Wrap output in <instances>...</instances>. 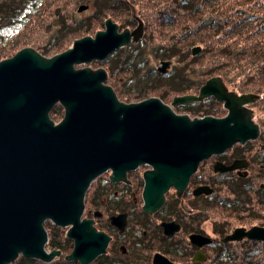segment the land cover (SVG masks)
I'll return each instance as SVG.
<instances>
[{
    "label": "flooded vegetation",
    "instance_id": "1",
    "mask_svg": "<svg viewBox=\"0 0 264 264\" xmlns=\"http://www.w3.org/2000/svg\"><path fill=\"white\" fill-rule=\"evenodd\" d=\"M35 5V0H0V24L6 19L13 25L25 18L30 20ZM115 13L119 15L112 20L118 24V31L133 30L142 19V32L136 40L131 36L126 45L118 46L105 58L93 60L94 67L105 69L104 84L116 96L95 125L101 132L96 138L104 147L100 156L104 166L89 183L77 219L62 224L44 220V247L49 258L19 253L8 264H232L236 257L234 243L242 247L251 239L223 238L236 227L259 225H246L245 218L252 214L255 221L259 216V207L255 206L258 189L264 186V148L259 139H250L196 160L189 139L190 125H176L174 117H220L227 108L212 93L199 99H176L199 95L202 85L213 75L192 76L194 65L200 63L197 61L161 58L152 67L157 75L148 76L147 89L139 90L142 87L131 77L143 63L134 67L133 47L148 45L146 37L160 31V26L151 31L146 19L134 9ZM25 46L34 47L24 44L14 48L16 51ZM85 65L89 66L85 63L76 67ZM218 79L229 89L222 78ZM118 84L121 87L115 86ZM149 98L157 99L152 106L160 124L156 139L145 141L146 148L134 164V118L126 105ZM255 99L246 105L252 108ZM259 129L258 136L260 125ZM235 160H240V164L226 167ZM216 163L222 165L216 167ZM256 179L261 180L257 185L251 184ZM214 209L234 213L237 210L240 224L232 225L226 218L213 221ZM252 241L258 248L259 240ZM243 258L242 250L239 264H244Z\"/></svg>",
    "mask_w": 264,
    "mask_h": 264
},
{
    "label": "water",
    "instance_id": "2",
    "mask_svg": "<svg viewBox=\"0 0 264 264\" xmlns=\"http://www.w3.org/2000/svg\"><path fill=\"white\" fill-rule=\"evenodd\" d=\"M141 32V24L131 31H118L107 17L104 28L74 39L62 51L44 55L25 46L0 60V264L10 263L19 253L49 258L44 220L62 224L81 213L86 189L104 166L100 159L104 147L96 138L101 132L95 125L116 96L104 84V68L76 65L105 58ZM191 51L196 53L199 47ZM209 93L224 101L225 115L174 117V124L190 125L196 160L254 139L260 130L246 105L258 95L229 90L217 76L207 79L199 95L176 100L199 99ZM154 102L157 99L149 98L126 105L134 118V164L146 148L145 141L156 139L160 121ZM56 103L63 108L58 121L50 116ZM238 164L240 160H235L226 167ZM242 237L264 241V225L236 227L223 240Z\"/></svg>",
    "mask_w": 264,
    "mask_h": 264
},
{
    "label": "trees",
    "instance_id": "3",
    "mask_svg": "<svg viewBox=\"0 0 264 264\" xmlns=\"http://www.w3.org/2000/svg\"><path fill=\"white\" fill-rule=\"evenodd\" d=\"M99 1L105 2L100 9L111 11L113 18L119 15L116 11L129 10L127 3H131L145 19L148 12L160 21V45H144L141 50L155 53L156 57L160 53V58L208 61L209 74L230 80L232 87L240 92L264 96V0ZM66 2L54 0L52 5L44 4L41 13L44 17L41 20L38 17L35 28L36 41L26 40L21 44L34 45L40 53L52 55L66 49L73 39L94 32L99 26L93 21L94 16L74 20L72 15L78 5L75 1ZM46 15L50 18L49 28L44 22ZM192 45L200 46L197 54L190 52ZM260 101V108L264 110V97ZM50 116L57 118L58 111L53 108ZM261 126L260 136L264 137V118ZM258 194L256 206L259 205L260 214L255 221L264 225V186L258 189ZM251 221L252 218L246 219V223ZM258 242L255 259L254 255H248L253 249L248 244L253 246L254 241L244 243V264H253V261L264 264V241ZM232 250L237 254L241 248L235 246Z\"/></svg>",
    "mask_w": 264,
    "mask_h": 264
},
{
    "label": "rangeland",
    "instance_id": "4",
    "mask_svg": "<svg viewBox=\"0 0 264 264\" xmlns=\"http://www.w3.org/2000/svg\"><path fill=\"white\" fill-rule=\"evenodd\" d=\"M35 1H36V5L31 8V9H33V11H32V13L30 15V17H31L30 20L28 19V21H26L27 19L25 18L26 20L23 19L17 25L16 24L13 25L12 22L10 23V20L7 21V19H6V21H3V23L0 24V60L5 58V57H9L12 53L15 52L14 45H22L21 43H24V41H26V40H30L31 42H35L36 41L37 34L35 32V28H36V24H37V19H38V17H40L39 19L41 20L44 17V15L42 16V14H43L42 13V10H43L42 7H43L44 4L50 5L51 1L53 3L54 0H35ZM74 1L78 5V7L80 5H85V7H83L81 10L75 9V11L73 12V15H72L74 20H77V19H80V18L85 19L86 17H89V16L93 15L94 16V20L93 21L97 25H99L98 27H96L95 31L99 30L98 28L103 26L104 20L107 17H110L111 19L115 18V17L113 18L110 15L111 11L110 12L109 11L108 12H104L103 10L100 9V8H102L105 5L104 4L105 2L103 3V2H101L99 0L98 1L97 0H67V2L65 4H68L69 2L73 3ZM127 4L129 6V10L130 9H134L136 12L140 13V11L137 10L138 8L134 7L131 3H127ZM63 5H64V3H63ZM31 6H32V4H31ZM47 8H49V7H47ZM115 15L116 14L114 13V16ZM140 15H142V13H140ZM152 16L153 15H151V14L149 15V13L147 12V16H146V21L147 22L145 21V24L147 25V27L151 28V31H153L152 27H154V28L156 27L157 28V26H160V24H159L160 21L156 20V18H154ZM24 21H26V22H24ZM23 22H24V24H22ZM44 22H45L46 28H49L50 27L49 15H48V17L46 15V18H45ZM150 23H151V27L149 26ZM94 32L92 31V33H89V34L93 35ZM149 33H151V32H149ZM151 34H152V37H151V35H150V37H146V40H148V43H149L148 45H158V44H160V42H159V40H160V31L158 30V31L153 32ZM5 36H7L8 38L10 37V40L9 39H7V40L1 39V38H4ZM124 45H126V44H124ZM134 47H137V48H134ZM134 47H133V52L135 53V55H134L135 56L134 57V61H135L134 67H136V63H138V62L143 63V67H141V68L137 69L136 71H134L131 78H133V81L136 82L137 86H141L142 87L139 90H141V89L145 90V89H147V86H148V83H145L146 78H148V76L152 77L154 75V77H155L157 75L155 72L153 73V68L156 65V63H158V61L161 59L160 58V53H158L159 56L156 57L155 53H151V52L149 53L146 50H141L142 48H144V45H138V46H134ZM193 47H199V51H200V46L199 45H192V46H190V52L191 53H192L191 49ZM136 50H140L141 52L138 53V52H136ZM199 51H197L196 53H192V54L193 55L197 54ZM142 59H143L144 62L142 61ZM162 59H167V58H162ZM174 60H190V61L200 62V63L194 65V68H193V70L190 73L192 76H195V74L201 75L203 77H208V76H211V75L216 76L214 74H209L211 69H209L210 62H208V61L191 60V59H174ZM88 64L92 68H97V67H94L96 62L93 61V60L91 62H89ZM149 69H152V72H150ZM197 69L200 70V71L203 70V69H206L207 71L203 70L202 72H200V71H197ZM220 78H222V77H220ZM222 79L226 83V85H228L229 89H232L233 91H236L238 93H242V92L238 91L236 88L232 87L230 80H227V79H224V78H222ZM115 86L121 87L119 84L115 85ZM149 86H151V85H149ZM151 92H153V91H151ZM252 93L258 95V97H256L255 101L252 103V108L251 109H252V112H253V118H254L253 120H254V122L256 121L257 124H259L260 128L262 129L261 119L264 118V110L260 108V105H261V101L260 100L264 96L263 95L261 96L257 92L256 93L252 92ZM56 108H57V111H58V117L57 118H53L55 120L60 118V117H62L61 114H62V111H63V108L61 106L60 107L59 106H57V107L54 106V109H56ZM254 139L255 140L259 139L258 141H259L260 147L264 148V137L263 136L262 137L261 136H257ZM254 139H252V140H254ZM248 140H250V139H248ZM260 180L261 179H256L255 182L251 181V184H256L257 185ZM255 207H259V205L255 206ZM232 210L235 211L236 209H232ZM232 213L234 214V216L232 215ZM238 213L239 212L237 210L234 213L232 211H224V210H220L219 211L217 209H214L212 214H211V218H212L213 221H218V220H222V219L226 220L227 219V221H229V223H231L232 225H236V224L238 225V224H240V221H239V217L240 216H239ZM259 214H260V212H259ZM224 218H226V219H224ZM250 218H252V220L255 219L253 216H249V217L245 218V221H246V219H250ZM254 222H257V221H251L250 223L248 222V223H245V224L246 225H250V224H252ZM252 244H253V246L248 244L249 248L250 247L253 248L252 249V253L249 252L248 255H250V254L254 255V259H255V252H257L259 250V246H258V248H256L254 246V243H252ZM243 245L241 247V246H238L236 244V242L234 243L233 248L235 246H237V248H241L240 251L239 250L237 251L236 256L240 255V252L243 250ZM255 249H257V250H255ZM239 260H240L239 257H235V259L233 258V263L232 264H239ZM243 261H244V258H243L242 262ZM253 264H256V262L253 261Z\"/></svg>",
    "mask_w": 264,
    "mask_h": 264
},
{
    "label": "bare ground",
    "instance_id": "5",
    "mask_svg": "<svg viewBox=\"0 0 264 264\" xmlns=\"http://www.w3.org/2000/svg\"><path fill=\"white\" fill-rule=\"evenodd\" d=\"M111 20H112V19H111ZM141 20H142V19H141ZM141 20H140V23H139V24H141V22H142ZM112 21H113V20H112ZM116 24H117V23H116ZM117 25H118V24H117ZM103 28H104V24H103ZM101 29H102V28H101ZM86 35H91V34H86ZM83 36H84V35H83ZM81 37H82V36H81ZM78 38H79V37H78Z\"/></svg>",
    "mask_w": 264,
    "mask_h": 264
}]
</instances>
